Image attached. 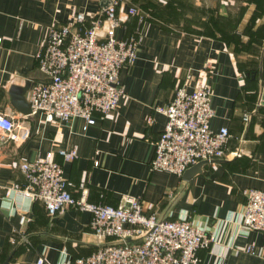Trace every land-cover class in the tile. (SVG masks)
Returning <instances> with one entry per match:
<instances>
[{
    "label": "crops",
    "instance_id": "obj_1",
    "mask_svg": "<svg viewBox=\"0 0 264 264\" xmlns=\"http://www.w3.org/2000/svg\"><path fill=\"white\" fill-rule=\"evenodd\" d=\"M189 1L192 6L199 0ZM213 1L222 5L223 13L215 25L204 11L177 10L180 26L170 28L145 18L139 22L127 14L130 6L140 11L136 3L122 0L116 7L121 25L115 35L123 38L138 31L136 56L120 70L123 94L116 107L85 124L79 117L45 121L23 111L33 83L43 78L36 55L51 26L76 12L92 16L100 10L98 0H0V112L17 124L14 140L0 130V264H37L40 255L46 264H58L95 249L87 212L66 208L50 216L38 201L13 190L5 194L13 184L23 186L22 162L49 151L74 197L80 186L92 203L114 206L121 195L134 196L146 214L187 218L204 227L213 241L196 250L198 264H264V234L236 231L242 190L264 191V1L259 9L254 0ZM233 2L241 6L234 14ZM186 76L187 90L197 83L210 87L213 114L208 127H225L228 149L239 150L237 157L206 163L189 178L149 166L152 143L165 123V116L153 108L166 104ZM72 147L75 157L64 161L57 151ZM21 214L27 218L23 227Z\"/></svg>",
    "mask_w": 264,
    "mask_h": 264
},
{
    "label": "built area",
    "instance_id": "obj_2",
    "mask_svg": "<svg viewBox=\"0 0 264 264\" xmlns=\"http://www.w3.org/2000/svg\"><path fill=\"white\" fill-rule=\"evenodd\" d=\"M122 0H111L110 5L87 17L74 13L63 23L51 26L48 37L36 55L38 70L43 78L33 83L28 103L30 113L40 114L45 121H69L74 117L85 124L102 119L117 105L123 94L119 81L120 70L135 59L139 32L116 37L120 27L116 7ZM127 14L142 21L144 16L130 6ZM88 20V25L85 21ZM188 76L175 86L170 100L155 106L154 112L165 116V123L153 141L150 169L180 176L189 166L205 160L209 165L227 155L237 157L238 149L229 150L230 137L221 127L212 131L208 121L210 87L197 83L187 90ZM243 114L242 120H247ZM147 123L151 116L146 117ZM17 124L0 112L2 134L14 140ZM64 161L76 155L75 147L58 150ZM96 164V162H94ZM24 184H13L10 190L23 198L42 202L52 216L66 208L88 213L87 226L96 240L95 249L84 257L62 259L58 264H198L197 249L206 248L212 235L190 219H162L154 213H144L138 197L121 195L116 205L87 201L80 186L77 197L66 189L62 167L51 151L37 155L20 164ZM244 203L236 231H258L264 234V191L254 188L242 190ZM25 214L19 216L23 227ZM21 232V230H16ZM248 251L251 247L247 248ZM37 264H46L40 255ZM221 264H227L222 262Z\"/></svg>",
    "mask_w": 264,
    "mask_h": 264
},
{
    "label": "rangeland",
    "instance_id": "obj_3",
    "mask_svg": "<svg viewBox=\"0 0 264 264\" xmlns=\"http://www.w3.org/2000/svg\"><path fill=\"white\" fill-rule=\"evenodd\" d=\"M183 1L185 3L178 0H138L136 2V5L138 9H140L139 12L143 13L145 19L153 20L154 22H160L164 26L170 28H178L180 26L179 24H177V19H179V17L175 15V12L178 13L177 10H183V12L193 14L204 11L203 15H205V17L207 15V20L209 21V14L215 19V24L218 20H220L218 15L223 14L221 7L222 5H215V2L213 0H199L198 5L192 3V6L189 0ZM254 1L256 3V8L259 9L258 7L262 5V1L264 0ZM175 4L177 5V8ZM196 6H198L197 9L195 8ZM232 6V9L235 10L232 14H234L237 9L241 7L240 2H233ZM142 7H144L145 10H143ZM244 28H247V26L244 25ZM262 44H264V40L262 41Z\"/></svg>",
    "mask_w": 264,
    "mask_h": 264
},
{
    "label": "water",
    "instance_id": "obj_4",
    "mask_svg": "<svg viewBox=\"0 0 264 264\" xmlns=\"http://www.w3.org/2000/svg\"><path fill=\"white\" fill-rule=\"evenodd\" d=\"M99 2V6H100V9H105L108 5H110L111 3V0H98ZM260 103L261 104H264V91L261 93L260 95ZM31 111H30V105L29 103L27 104V107L24 109L23 113L25 114H29ZM207 163V161L205 160H202V161H199L191 166H189L188 168H186L183 172H182V177L183 178H189L190 176H192L193 174L195 173H198L201 171V168L203 165H205ZM4 264H7V262H5Z\"/></svg>",
    "mask_w": 264,
    "mask_h": 264
},
{
    "label": "trees",
    "instance_id": "obj_5",
    "mask_svg": "<svg viewBox=\"0 0 264 264\" xmlns=\"http://www.w3.org/2000/svg\"><path fill=\"white\" fill-rule=\"evenodd\" d=\"M133 2H137L138 0H132ZM143 8V10H145L144 9V7H142ZM209 22L210 23H213V24H215V19L210 15V17H209ZM85 24L86 25H88V20L87 21H85ZM23 184H24V182H23ZM35 201H38V200H35ZM38 202H40V201H38ZM41 204H42V202H40ZM43 205V204H42ZM45 209V208H44ZM45 212H46V214H47V211L45 210ZM48 215V214H47Z\"/></svg>",
    "mask_w": 264,
    "mask_h": 264
}]
</instances>
